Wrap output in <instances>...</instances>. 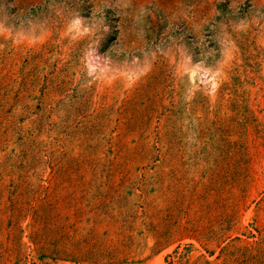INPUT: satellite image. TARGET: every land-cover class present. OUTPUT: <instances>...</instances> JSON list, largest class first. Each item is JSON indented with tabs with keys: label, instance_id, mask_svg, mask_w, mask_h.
I'll return each mask as SVG.
<instances>
[{
	"label": "rangeland",
	"instance_id": "1",
	"mask_svg": "<svg viewBox=\"0 0 264 264\" xmlns=\"http://www.w3.org/2000/svg\"><path fill=\"white\" fill-rule=\"evenodd\" d=\"M0 264H264V0H0Z\"/></svg>",
	"mask_w": 264,
	"mask_h": 264
}]
</instances>
